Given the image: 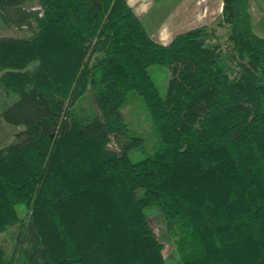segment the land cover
Wrapping results in <instances>:
<instances>
[{"label":"trees","instance_id":"obj_1","mask_svg":"<svg viewBox=\"0 0 264 264\" xmlns=\"http://www.w3.org/2000/svg\"><path fill=\"white\" fill-rule=\"evenodd\" d=\"M221 1L164 43L127 0H0V116L23 126L0 146V264H168L165 242L176 264H264V38ZM131 90L160 141L135 161Z\"/></svg>","mask_w":264,"mask_h":264},{"label":"rangeland","instance_id":"obj_2","mask_svg":"<svg viewBox=\"0 0 264 264\" xmlns=\"http://www.w3.org/2000/svg\"><path fill=\"white\" fill-rule=\"evenodd\" d=\"M155 1L157 3L154 2V5L157 4L158 6H154L155 9H151L147 17L143 18V21L145 22L149 30L155 28L159 20L165 17V15H167L172 10V0H164L162 2H159L160 0ZM196 8L198 7H195V9ZM221 17L222 6L220 16L216 19H213L212 21L207 22L206 24H216V22L220 20ZM258 24L254 26V29L256 31L258 30ZM261 24L264 26V22H261ZM224 35L225 29L221 30L218 37L222 39L224 38ZM148 70L151 74L152 80L158 88L159 93L164 96L166 93L167 79L169 77L168 67L164 65L153 64L148 67ZM91 100L92 98L87 92L77 101V105L79 107H83L84 110L90 115H93V111H89L90 106L92 107L93 105V103H90ZM7 103H9V101L6 102V97H4L3 99V97L0 96V112L6 107ZM120 112L122 113L123 119L128 127L130 134L132 136L141 137L143 140L139 146L131 149L128 152V155L133 161L142 159L147 153L157 148L160 144L158 135L154 128V124L150 119L148 110L142 97L134 90L129 91L127 101L120 108ZM22 128V125H12L6 123L0 116V146L6 145L9 142L13 141V139L15 138V133ZM18 210L21 211V208L19 207ZM149 221L154 230L159 234L161 232V229L159 227V224L157 223V218L153 216L152 213L150 214ZM12 234V229L8 230L7 232L0 233V242L9 253L11 252L14 243ZM162 252L166 257L168 264H176L178 262L176 252L174 251L173 246L170 243H164Z\"/></svg>","mask_w":264,"mask_h":264},{"label":"crops","instance_id":"obj_3","mask_svg":"<svg viewBox=\"0 0 264 264\" xmlns=\"http://www.w3.org/2000/svg\"><path fill=\"white\" fill-rule=\"evenodd\" d=\"M164 0H160L162 2ZM133 11L143 22L151 37L160 42L170 41L175 34L187 28L206 24L220 16L221 0H172V10L156 24L155 28L148 29L143 21L150 10L155 9V0H127ZM195 7H198L195 9ZM248 9L252 17V26L258 24L255 32L264 38V0H249Z\"/></svg>","mask_w":264,"mask_h":264}]
</instances>
